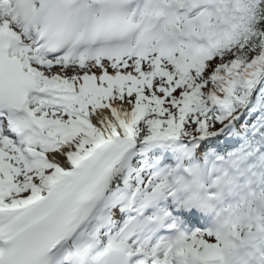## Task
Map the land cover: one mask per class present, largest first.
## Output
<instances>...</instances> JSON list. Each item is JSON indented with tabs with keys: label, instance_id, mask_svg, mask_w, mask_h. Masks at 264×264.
<instances>
[{
	"label": "snow or ice",
	"instance_id": "6c2138e0",
	"mask_svg": "<svg viewBox=\"0 0 264 264\" xmlns=\"http://www.w3.org/2000/svg\"><path fill=\"white\" fill-rule=\"evenodd\" d=\"M0 264H264V0H0Z\"/></svg>",
	"mask_w": 264,
	"mask_h": 264
}]
</instances>
